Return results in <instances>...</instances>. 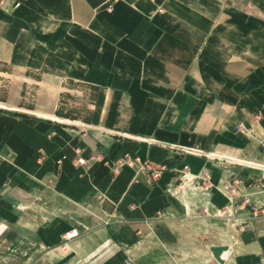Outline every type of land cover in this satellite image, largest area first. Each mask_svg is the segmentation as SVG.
<instances>
[{"label":"crops","instance_id":"obj_1","mask_svg":"<svg viewBox=\"0 0 264 264\" xmlns=\"http://www.w3.org/2000/svg\"><path fill=\"white\" fill-rule=\"evenodd\" d=\"M0 66L93 96L0 107V264H264V0H0Z\"/></svg>","mask_w":264,"mask_h":264},{"label":"rangeland","instance_id":"obj_2","mask_svg":"<svg viewBox=\"0 0 264 264\" xmlns=\"http://www.w3.org/2000/svg\"><path fill=\"white\" fill-rule=\"evenodd\" d=\"M53 91H49L40 83V76L37 73H13L9 67L0 66V107L27 113L52 109L61 116L87 117V105L91 103L93 96L82 94L79 88L73 92L66 91L61 95H55ZM237 130L243 129L238 125ZM192 181L199 180L192 178ZM204 183L207 186L209 184L208 181ZM225 211V215L229 214ZM242 227H244L243 224L238 225L237 230L243 231Z\"/></svg>","mask_w":264,"mask_h":264},{"label":"built area","instance_id":"obj_3","mask_svg":"<svg viewBox=\"0 0 264 264\" xmlns=\"http://www.w3.org/2000/svg\"><path fill=\"white\" fill-rule=\"evenodd\" d=\"M254 121H261L264 119V112H258L257 114L253 115ZM240 128L244 129L242 125H239ZM139 160L136 158H131L128 155H124L123 158L113 162L111 168L112 171L115 172L119 168H121L123 165L127 164H133V163H139ZM77 162L81 165H83L86 160L84 159H78ZM142 166L145 170H148L151 172V175L156 178L158 177V171L153 170L151 167V164L148 162L142 163ZM187 167H184V170H186ZM192 178L198 179L200 182L197 183V186H201L203 189L207 188V185L204 183L205 181H208V175L207 173H202L198 177H190V180ZM239 181L234 180L232 183H227L225 185V192L229 197V203L228 206L224 208V210L229 212V218H234L233 215L239 211L249 209L251 212L252 218L259 217L263 211L257 207L254 203H251L250 199H248L246 196L240 194V189L238 188ZM209 186V184H208ZM78 236L77 231L71 230L65 233L64 238L65 240H72ZM229 249V248H228ZM227 252V251H226ZM224 252V253H226ZM224 255V254H223ZM223 257V256H222ZM226 258V257H225ZM224 259V257H223Z\"/></svg>","mask_w":264,"mask_h":264},{"label":"water","instance_id":"obj_4","mask_svg":"<svg viewBox=\"0 0 264 264\" xmlns=\"http://www.w3.org/2000/svg\"><path fill=\"white\" fill-rule=\"evenodd\" d=\"M210 251L212 253V256L214 257V259L222 264L223 263V254L224 252L228 251V247L224 246L223 247H211Z\"/></svg>","mask_w":264,"mask_h":264},{"label":"bare ground","instance_id":"obj_5","mask_svg":"<svg viewBox=\"0 0 264 264\" xmlns=\"http://www.w3.org/2000/svg\"><path fill=\"white\" fill-rule=\"evenodd\" d=\"M226 253L228 254V252H226ZM226 253H224V255H223L224 258L226 257L225 255H227Z\"/></svg>","mask_w":264,"mask_h":264}]
</instances>
